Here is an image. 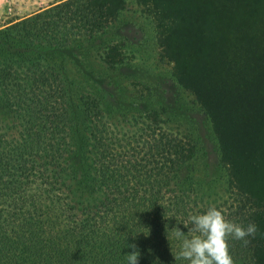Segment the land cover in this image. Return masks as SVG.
I'll return each instance as SVG.
<instances>
[{"label":"trees","instance_id":"16d2710c","mask_svg":"<svg viewBox=\"0 0 264 264\" xmlns=\"http://www.w3.org/2000/svg\"><path fill=\"white\" fill-rule=\"evenodd\" d=\"M127 1L64 0L0 30V100L23 122L15 134L0 126V264H127L133 251L138 264H188L175 261L174 228L197 235L189 217L210 207L257 226L229 251L264 264V0H137L159 13L161 54L209 113L238 200L210 201L180 176L195 151L181 137L149 128L123 149L87 96L97 194L75 193L76 128L55 55L104 32Z\"/></svg>","mask_w":264,"mask_h":264},{"label":"rangeland","instance_id":"374dc122","mask_svg":"<svg viewBox=\"0 0 264 264\" xmlns=\"http://www.w3.org/2000/svg\"><path fill=\"white\" fill-rule=\"evenodd\" d=\"M61 1L0 0V30ZM161 21L151 4L128 0L104 32L74 41V52L55 55L58 63H65L69 80L65 109L76 128L72 162L79 173H75L74 191L91 201L97 194L91 171L96 155L90 148V118L83 102L87 96L98 101L123 149L133 144L131 140L139 141L149 128L181 137L195 151L180 176L190 178L198 193L210 201L238 200L209 113L194 92L179 83L174 63L161 54ZM22 123L0 100V126L15 134ZM260 258L264 261V251Z\"/></svg>","mask_w":264,"mask_h":264},{"label":"clouds","instance_id":"9594fccd","mask_svg":"<svg viewBox=\"0 0 264 264\" xmlns=\"http://www.w3.org/2000/svg\"><path fill=\"white\" fill-rule=\"evenodd\" d=\"M192 227L189 232L197 235L186 236L179 228H174L175 237L181 241L180 250L173 254L175 261L188 264H235L229 251V238L248 243V236L255 237L257 226L246 228L228 221L221 210L210 207L205 213L189 217ZM188 226V224H185ZM135 248V245H131ZM139 252L133 251L125 257L127 264H138Z\"/></svg>","mask_w":264,"mask_h":264}]
</instances>
